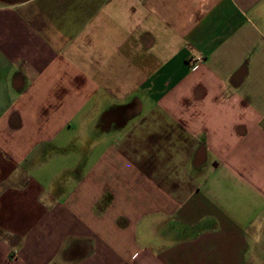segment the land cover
Listing matches in <instances>:
<instances>
[{
  "label": "crops",
  "instance_id": "crops-1",
  "mask_svg": "<svg viewBox=\"0 0 264 264\" xmlns=\"http://www.w3.org/2000/svg\"><path fill=\"white\" fill-rule=\"evenodd\" d=\"M0 264H264V0H0Z\"/></svg>",
  "mask_w": 264,
  "mask_h": 264
},
{
  "label": "built area",
  "instance_id": "built-area-1",
  "mask_svg": "<svg viewBox=\"0 0 264 264\" xmlns=\"http://www.w3.org/2000/svg\"><path fill=\"white\" fill-rule=\"evenodd\" d=\"M195 66H196V64H193V65L191 66V69H194V68H195Z\"/></svg>",
  "mask_w": 264,
  "mask_h": 264
}]
</instances>
